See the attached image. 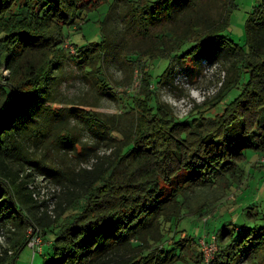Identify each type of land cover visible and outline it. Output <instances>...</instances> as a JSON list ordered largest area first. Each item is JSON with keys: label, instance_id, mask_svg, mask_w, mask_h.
<instances>
[{"label": "trees", "instance_id": "obj_1", "mask_svg": "<svg viewBox=\"0 0 264 264\" xmlns=\"http://www.w3.org/2000/svg\"><path fill=\"white\" fill-rule=\"evenodd\" d=\"M90 2L0 0V69L9 72L0 73V264H16L32 228L49 242L35 253L40 264H204L200 252L186 256L198 233L189 190L220 179L237 187L252 167L264 192V0L246 20L243 44L227 33L236 0ZM93 12L102 16L99 39L74 40ZM32 52L42 61L25 59ZM202 59L221 63L226 79L179 118L160 91L178 68L192 77ZM66 62L96 99L118 103L115 114L59 100ZM113 63L120 80L108 74ZM220 104V114L208 110ZM39 176L55 187L43 201L29 187ZM235 207L236 219L228 211L200 227L218 246L207 263L264 264V193L239 195Z\"/></svg>", "mask_w": 264, "mask_h": 264}, {"label": "rangeland", "instance_id": "obj_2", "mask_svg": "<svg viewBox=\"0 0 264 264\" xmlns=\"http://www.w3.org/2000/svg\"><path fill=\"white\" fill-rule=\"evenodd\" d=\"M90 1L92 4L93 2L100 3L103 0ZM259 1L260 0H236L237 8L233 10L231 25L227 31L228 35L235 42L239 44L244 43L246 20L248 19L253 6ZM122 3V1L119 2L113 17L109 21L108 29L111 30L113 34H116V27L122 28L118 17V13H120V10L122 9ZM101 17L102 16L98 12L91 13L90 21L83 29L84 33L74 34L72 38L78 41L82 39V35L84 34L86 39H99ZM69 48H71L72 52L74 53L75 49H73L71 46H69ZM27 57L29 58L25 59L33 60L36 63L42 61V55L39 52H34L33 54L29 53ZM198 65L199 71L197 70V72H195L192 77L187 69H183L182 67L178 68V70H176L177 72L175 74L173 73V75L169 78L168 83L164 85L160 91L161 100L168 103L173 108V113H175V115L179 118L186 117V115L192 111L195 105H202L204 101L217 94L219 88L223 84L224 79H226V71L221 63L210 62L208 59H202L201 61H198ZM62 72L63 80H59L57 85V89H59V100L66 99L67 101L81 102L88 105L97 104V108L107 115H113L116 113L118 109V103L109 98H103L101 101L96 99L97 97L95 91L91 88L89 82L83 78L81 70L75 62H66L62 68ZM0 73H2L4 76L9 74L5 68H1ZM108 74L113 80H120L125 76L123 70H121L119 66L114 63L108 67ZM135 84L138 85V81H136ZM229 100L230 98H227L225 102H228ZM222 104H220L218 107L213 109L210 108L208 110L213 113L218 112V114H220L222 112L223 106H225ZM206 108L207 107H203V110ZM79 136L83 142L93 145L94 141L88 133L81 132V135ZM77 149L80 150L79 147ZM100 149L101 152H103L102 150H104V148L101 147ZM55 155L56 159H58L60 163L64 164L70 161V156L64 157L58 154ZM93 161L94 159H92L90 163ZM90 163L83 162L82 166H86ZM253 169L254 168L251 167L249 172H247L248 169L245 170V175H243L241 180L238 181V188L236 186L228 188L227 182L224 179H220L218 180L219 183L217 185H201L189 190L187 196V208L190 212V217H192L194 220L196 219L195 224L192 227L197 229L198 233H191L194 238H191L194 240L193 242L189 237L187 238V246H189V249L191 248L190 250L187 249V257H194L193 251H196L202 253L203 256L206 254L209 255V260L215 258V254L218 251L217 242L215 244H208L207 242H204L205 232L203 235L199 230L200 227L203 228L202 224L205 222V220L213 219L216 216L221 218V215L228 211H232L234 218L236 219L240 213L239 207H235L237 196L242 194L245 195V193H248L251 190H254L256 194L261 193L263 195L264 192H261V190L259 191L257 188V179H255V177L252 175V172L254 171ZM31 186H34L35 189L38 187L40 192L38 193L39 199L51 198L53 189H55L53 185L48 184V181L43 176L37 177L34 184L30 183L29 187L31 188ZM242 203L246 204V201ZM51 205H53V201L51 202ZM234 207L235 209H233ZM198 217L199 219H197ZM247 218L252 220L250 215H248ZM238 224H241V222ZM28 233H31V230ZM28 235L29 234H27V236ZM183 235L187 234L183 233ZM27 238H29V236ZM206 239L209 238L206 236ZM42 242L44 246L49 244V242H45L44 239H42ZM5 245H7V243L0 235V253L2 251V246ZM212 245L214 246V252L211 248ZM9 254L13 255L14 250H11ZM41 260L42 256L39 253L37 255L33 254V251L30 248L25 247L16 257V264H40ZM204 264H208L206 260H204ZM240 264H248V262L244 261Z\"/></svg>", "mask_w": 264, "mask_h": 264}, {"label": "built area", "instance_id": "obj_3", "mask_svg": "<svg viewBox=\"0 0 264 264\" xmlns=\"http://www.w3.org/2000/svg\"><path fill=\"white\" fill-rule=\"evenodd\" d=\"M31 188L34 189V186H31ZM53 191H54V189H53ZM38 193H40L39 189L36 188V190H34V192H33L34 199H38L39 201H43L44 199H39ZM30 230H31V233H28L29 234L28 235L29 238H28V241H27L26 244H27L28 248H30L33 251V254H35L37 251H41V249H42V245H43L42 236H41V233H40L39 229L32 228V229H29L28 232ZM0 235L4 238V241L6 242L5 236L2 235V234H0ZM204 242H206L205 239H204ZM207 243L208 244H213V243L215 244L214 241L207 242ZM211 248H212V251H213L214 250V246L212 245ZM205 258H206V261H209V255L206 254Z\"/></svg>", "mask_w": 264, "mask_h": 264}]
</instances>
